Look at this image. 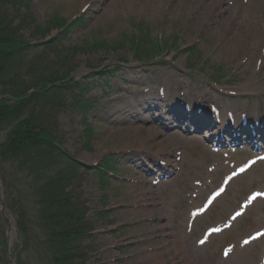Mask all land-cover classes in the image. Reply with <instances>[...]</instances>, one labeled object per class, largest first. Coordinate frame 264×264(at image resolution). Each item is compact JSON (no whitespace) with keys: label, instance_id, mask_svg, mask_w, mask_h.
Wrapping results in <instances>:
<instances>
[{"label":"rangeland","instance_id":"obj_1","mask_svg":"<svg viewBox=\"0 0 264 264\" xmlns=\"http://www.w3.org/2000/svg\"><path fill=\"white\" fill-rule=\"evenodd\" d=\"M16 3L5 10L13 17L28 14L36 24L26 34L34 47L28 65L47 66L59 78L72 72L85 90L77 89L74 107L60 115L59 142L73 159L66 175L72 176L86 207L89 264H186L180 244L199 250L193 256L201 263L218 264L223 246L264 227L260 201L229 232L197 247L205 228L227 220L246 194L261 190L264 175L259 172L264 165L233 181L228 193L190 230L189 211L220 184L226 168L219 169L224 158L204 148L212 132L185 118L190 112L215 124L213 104L224 117L232 111L252 118L264 115V0ZM37 27L47 34L36 36ZM157 44L165 48L166 65L133 61L135 49ZM211 75L222 85L209 83ZM91 100L96 101L93 107ZM197 107L206 115L196 113ZM99 164L112 175L92 170ZM217 164L218 170L210 173ZM12 169L0 164L7 205L15 221L25 213L33 240L28 245L14 231V264H44L35 247V240L43 236L35 197ZM1 222L0 214L2 232ZM2 240L0 236V244ZM263 246L264 239L224 264H260Z\"/></svg>","mask_w":264,"mask_h":264},{"label":"trees","instance_id":"obj_2","mask_svg":"<svg viewBox=\"0 0 264 264\" xmlns=\"http://www.w3.org/2000/svg\"><path fill=\"white\" fill-rule=\"evenodd\" d=\"M16 1L0 0V164L11 165L14 176L35 197L33 206L43 232L35 247L44 264H89L90 248L85 243L91 228L86 207L79 201L72 176L66 175L71 162L59 142L60 114L67 106L74 107L79 88L73 80L62 83L72 73L59 78L50 73L54 69L27 64L34 47L26 34L36 24L28 14L13 17L5 10L10 3L17 6ZM36 30V36L47 34L41 27ZM17 227L29 245L33 240L24 212L18 214ZM1 260L7 264L5 243L0 246ZM18 264L23 263L18 260Z\"/></svg>","mask_w":264,"mask_h":264},{"label":"bare ground","instance_id":"obj_3","mask_svg":"<svg viewBox=\"0 0 264 264\" xmlns=\"http://www.w3.org/2000/svg\"><path fill=\"white\" fill-rule=\"evenodd\" d=\"M259 129H257V131H258ZM258 135H261V133H259ZM251 171V170H250ZM261 177H262V175H264V171H261ZM216 203V202H215ZM213 206H214V204H213ZM212 206V207H213ZM262 240V239H261ZM256 242H254V243H252V244H250L249 245V247L248 248H250V247H252V246H254V244H255ZM179 250H180V252L182 253V255H183V259H184V261H185V263L186 264H204V263H201V261H199L197 258H195L194 256H193V253L195 252H198L197 250H194V251H192V250H190L188 247H186V246H184V245H179ZM158 259L156 258L155 259V261H157ZM218 264H220V261L218 262Z\"/></svg>","mask_w":264,"mask_h":264},{"label":"water","instance_id":"obj_4","mask_svg":"<svg viewBox=\"0 0 264 264\" xmlns=\"http://www.w3.org/2000/svg\"><path fill=\"white\" fill-rule=\"evenodd\" d=\"M0 210L6 219V223L8 224V233L10 234V232H11V229H10L11 221H10V217H9L8 212H7L5 205H4V192L3 191H0ZM10 245H11V241L9 242V246Z\"/></svg>","mask_w":264,"mask_h":264}]
</instances>
